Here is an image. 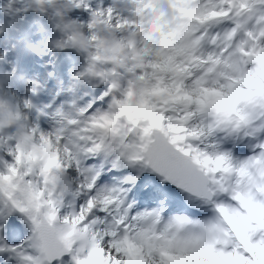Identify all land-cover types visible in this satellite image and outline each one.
<instances>
[{
  "label": "snow or ice",
  "instance_id": "1",
  "mask_svg": "<svg viewBox=\"0 0 264 264\" xmlns=\"http://www.w3.org/2000/svg\"><path fill=\"white\" fill-rule=\"evenodd\" d=\"M120 4L64 0L51 44L84 34L86 67L0 95V264H264V0Z\"/></svg>",
  "mask_w": 264,
  "mask_h": 264
},
{
  "label": "rangeland",
  "instance_id": "2",
  "mask_svg": "<svg viewBox=\"0 0 264 264\" xmlns=\"http://www.w3.org/2000/svg\"><path fill=\"white\" fill-rule=\"evenodd\" d=\"M32 1L34 2V0ZM63 2L64 0H56V4H62ZM89 2L93 7H97L99 5H112L116 7V3H114L113 0H89ZM8 4L11 7L10 10H5L4 7H2V10L0 11V34L5 33L6 30V34H8L9 39L6 44L2 46V50L4 47V53L6 56L4 59H0V78H2L6 73H14L20 63H24L26 60H32V70L30 72L26 71L28 80L29 74L30 76L39 74V78L42 80V83H45L48 79L51 78L58 80L59 78L56 71V64L59 56L55 52L57 49H54L50 44L48 36H51L52 41L61 39L63 37V33L59 28L56 27L57 23H59L60 18H50V21L45 27L40 26L39 28H37L35 24V29L33 31L32 27H29L32 25V23L30 17L25 12L24 0H10ZM73 9L75 11L73 10L69 13L63 12L64 21H76L77 23L82 25L83 31L87 33V24L90 20H84L80 15V11H84L85 9ZM27 27L30 28L31 33L33 32V34L27 42H23L22 34L26 31ZM36 50H39V52ZM49 57L51 58L49 59ZM84 67H86L85 58L79 63L77 73L82 71ZM71 68L75 69L72 66ZM71 68L67 69V75L72 70ZM49 73H52L53 75L49 76ZM75 74H73V76L69 80V85L71 84ZM16 84L17 83L13 75V78L7 84L3 85L2 89H0V95L5 92L9 93L13 98V103L20 104V106L23 107V101L25 99H28L27 95L31 92L29 91V89L32 87V85L28 84L23 90L19 89ZM55 91L56 90H54V86H52L49 93L53 95ZM29 116L30 119L35 118L31 117L30 114Z\"/></svg>",
  "mask_w": 264,
  "mask_h": 264
},
{
  "label": "clouds",
  "instance_id": "3",
  "mask_svg": "<svg viewBox=\"0 0 264 264\" xmlns=\"http://www.w3.org/2000/svg\"><path fill=\"white\" fill-rule=\"evenodd\" d=\"M148 6L153 9L151 12V15L157 16L160 14H164L162 10L168 9L169 0H148ZM52 7L57 9L60 6H57V4H55ZM130 9H131V4H129L125 10H130ZM168 18L169 20L171 19L170 13H168ZM144 33H145V29L143 26H141L140 28L137 29V31L129 34L128 42L130 44L136 45L137 47H139L142 44L148 43L147 35ZM75 44H76L78 53L87 54L88 48L91 44V40L81 33L76 37ZM123 48H124V45H120V47L116 50L122 51ZM109 51H112V49H109Z\"/></svg>",
  "mask_w": 264,
  "mask_h": 264
},
{
  "label": "bare ground",
  "instance_id": "4",
  "mask_svg": "<svg viewBox=\"0 0 264 264\" xmlns=\"http://www.w3.org/2000/svg\"><path fill=\"white\" fill-rule=\"evenodd\" d=\"M110 1H112V0H110ZM113 2L114 3H116V7L117 8H120V7H122V5L120 4V0H113ZM57 6H59V5H57ZM53 10L54 11H56L57 9L56 8H53ZM69 10H71V9H69ZM74 9H72L71 11H73ZM65 11V10H64ZM75 11V10H74ZM29 30H30V28H29ZM67 55H69V54H67ZM51 56V55H50ZM51 57H49V59H50ZM73 62H80V59L79 58H75V59H73L72 60ZM60 68H61V66L60 65H58ZM25 69H29L28 68V66H25ZM74 70V72L73 73H71V75L69 76V77H71L73 74H75V73H77V69L75 68V69H73ZM61 73L63 72L62 70H59ZM63 76V75H62ZM69 77H63L64 79H65V83L66 82H68V79H69ZM33 80H35V81H38L39 82V79L37 78V77H34V79ZM54 81H56V80H53V83H54ZM63 81L64 80H62L61 81V83L63 84ZM40 83V82H39ZM62 84H60V86H63ZM59 86V87H60ZM56 92V91H55ZM29 94H33L32 92H30ZM51 99V95H46V97L44 98V101L46 102L47 100H50Z\"/></svg>",
  "mask_w": 264,
  "mask_h": 264
},
{
  "label": "trees",
  "instance_id": "5",
  "mask_svg": "<svg viewBox=\"0 0 264 264\" xmlns=\"http://www.w3.org/2000/svg\"><path fill=\"white\" fill-rule=\"evenodd\" d=\"M9 1L10 0H0V10L2 9V7H4L5 10H10L11 7L8 4ZM0 32H1V30H0ZM7 40H8V38L3 33L0 34V59H4L5 56H6L5 53H4V47H3V50H2V46H4L6 44ZM12 100H13V98H12Z\"/></svg>",
  "mask_w": 264,
  "mask_h": 264
}]
</instances>
